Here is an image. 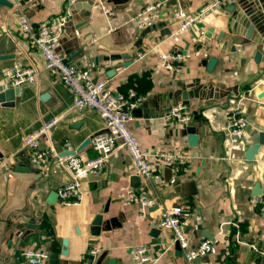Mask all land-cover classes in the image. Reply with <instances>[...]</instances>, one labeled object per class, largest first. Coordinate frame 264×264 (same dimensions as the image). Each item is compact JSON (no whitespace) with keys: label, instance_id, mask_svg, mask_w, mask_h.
<instances>
[{"label":"crops","instance_id":"obj_1","mask_svg":"<svg viewBox=\"0 0 264 264\" xmlns=\"http://www.w3.org/2000/svg\"><path fill=\"white\" fill-rule=\"evenodd\" d=\"M207 1L79 0L68 6L67 0H21L34 26L66 14L68 8L71 17L58 53L89 68L96 78L107 79L113 91L134 90L143 97L131 122L142 147L180 149L192 156L188 173L158 167L148 183L134 173L131 155L117 149L100 173L83 179L85 198L76 206L59 203L57 189L68 177L64 170L34 172L24 137L60 117L50 137H43V147L51 144L61 155L75 150L91 158L97 154L91 143L82 144L103 128V117L93 108L74 107L72 90L45 69L15 8L0 4V91L10 88L4 85L5 67L18 63L41 71L35 83L16 86L19 93L12 105L0 102V159L8 164L0 174V264H17L20 251L28 247L55 253L42 264H142L130 255L137 244L150 245L155 260L149 264H264V219L250 201L255 191L264 190V145L255 162L246 158L264 125V37L248 29L250 0L220 9L207 24L206 28L214 27L204 38L195 31L174 34L180 24L177 12H195ZM101 3L113 11L111 16L103 13ZM158 3L154 11L138 16L146 6ZM255 4L263 8L264 0ZM248 32L252 39L246 43ZM255 38L260 41L253 43ZM166 51L183 54L178 72L156 69L158 56ZM110 54L123 57L110 63L105 60ZM109 64L114 66L113 76L108 75L113 72ZM252 87L244 102L246 137L229 157L225 125L230 99ZM184 101L195 115L188 125L195 127L194 132L163 119L168 107ZM188 182L194 183L195 191ZM125 184L158 193L167 206L190 208L184 228L189 246L215 236L216 252L188 262L173 232L159 225V208H149L143 216L140 204L119 201L116 192ZM91 250H97L93 261L85 258Z\"/></svg>","mask_w":264,"mask_h":264},{"label":"built area","instance_id":"obj_2","mask_svg":"<svg viewBox=\"0 0 264 264\" xmlns=\"http://www.w3.org/2000/svg\"><path fill=\"white\" fill-rule=\"evenodd\" d=\"M79 0H67L68 6H72ZM237 0H209L192 13L179 10L177 15L180 24L174 34L195 31L199 38H204L206 28L211 19L218 11L226 5L235 3ZM12 7L19 15L20 26L31 42L43 56L45 69L59 76L69 86L74 95V107H90L99 112L103 117L104 126L93 133L91 146L96 155L85 158L77 153L61 155L53 146L43 147V137H50V130L60 123L61 118L55 117L43 122L38 129L26 133L23 146L28 153L30 162L36 174H46L53 167L64 170L68 177L57 189L59 203L66 206L82 204L85 198L83 179L90 173H100L110 162L113 153L117 149L126 150L132 158L134 173L151 183L155 177V169L158 167L168 168L174 174L188 173L191 168L192 156L180 149H146L140 144L134 133L131 122L135 112L142 106L143 97L136 91L115 92L109 85L107 79L96 78L94 72L89 68L80 66L74 62L66 61L65 57L58 53L57 47L60 38L65 31L66 24L70 20L71 12L66 11L50 21L34 26L27 14L24 12L21 0H10ZM102 4V3H101ZM158 4L146 6L138 16L152 12ZM105 15L111 16L113 11L105 4L101 5ZM183 54L180 52L166 51L158 56L157 70L176 73L180 70ZM40 69L15 63L5 67L2 71L5 87L21 86L25 83H35L40 75ZM5 88H3L4 90ZM252 88H246L236 97L230 99V108L225 125L226 144L230 148L229 157L233 156V148L241 144L247 133L249 120L244 110V102L249 98ZM194 112L184 102L171 105L163 114V119L176 126H188L194 119ZM70 148V143H65ZM5 160L0 159V174L7 168ZM148 188V187H147ZM116 197L125 205L140 204L144 207L143 216L147 215L149 208L160 210L159 225L163 229H169L174 234V242L188 262L207 256L216 252L217 239L215 236L204 237L200 243L191 248L188 236L185 232L192 212L191 209L180 204L167 206L158 193L151 194L145 187L138 188L132 184L121 186ZM253 206L258 208L259 214L264 219V190L252 195L250 198ZM97 250H91L95 255ZM50 250L28 247L19 253L17 264H42L50 259ZM130 255L136 262L142 264L153 263L151 247L148 244H137L130 248ZM93 261V260H91Z\"/></svg>","mask_w":264,"mask_h":264},{"label":"water","instance_id":"obj_3","mask_svg":"<svg viewBox=\"0 0 264 264\" xmlns=\"http://www.w3.org/2000/svg\"><path fill=\"white\" fill-rule=\"evenodd\" d=\"M243 2V0H237L235 3L230 4V8H235L239 2ZM0 4H4V5H8V6H12V2H10V0H0ZM237 4V5H236ZM248 12L246 13L248 18H249V22H250V26H249V31L251 30H255L260 37L263 36L264 37V7L262 8L260 5L255 4V0H250V3L248 5ZM212 30V28H210V31ZM207 35V34H206ZM250 39H252V36L250 34V32H248L247 34H245V42L248 43L250 41ZM260 41V38H255L253 40V43H258ZM264 43V40L263 42ZM123 57L120 54H110L109 56L105 57V60H107L108 62H113L114 60H117L119 58ZM66 61H69L68 58H65ZM128 62H125V65L127 66ZM113 64H109L108 68L110 70L114 69V66H111ZM112 74L109 73V76H113L114 75V70H112ZM19 93V88L18 87H10V88H6L4 90L0 91V102H4L7 101L5 105H12L13 102L12 100L15 98V95ZM229 93V91H225L223 94L226 96ZM184 103H188L187 101H184ZM187 130H190L191 132H194V128L193 126H187L186 127ZM91 138L88 137L84 142H83V146L90 143ZM264 145V125H262L259 129V132L257 134V136L255 137V142L253 144H251V146H249V148L247 149V155L246 158L249 159L250 162H255V154H257L261 148V146ZM76 153L75 150H72V152H68L62 155H68V154H74ZM262 179L264 180V172L262 175ZM190 188L191 191H195V185L193 182H188L187 184ZM262 188H259L257 191H255V194H259L261 193ZM57 193V192H56ZM58 196V195H57ZM65 244V249H64V254L68 253V240L65 239L64 241ZM178 246V245H177ZM179 247V246H178ZM55 257V253L51 254L50 258H54ZM95 257V255H91L90 259L93 260Z\"/></svg>","mask_w":264,"mask_h":264}]
</instances>
